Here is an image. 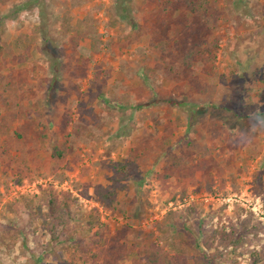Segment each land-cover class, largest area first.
I'll return each instance as SVG.
<instances>
[{
  "label": "rangeland",
  "instance_id": "374dc122",
  "mask_svg": "<svg viewBox=\"0 0 264 264\" xmlns=\"http://www.w3.org/2000/svg\"><path fill=\"white\" fill-rule=\"evenodd\" d=\"M209 1L215 59L182 68L171 55L181 10L170 15L153 0H0V264H69L75 244L76 264H147L151 253L171 264H254L253 251L264 264V0L239 10ZM153 96L159 102L135 109ZM54 146L64 158L51 159ZM108 188L119 206L101 201ZM42 190L77 199L70 241L32 233L27 214L10 211ZM173 208L183 230L165 218ZM89 211L106 227L103 248L81 230ZM231 229L246 243L211 237Z\"/></svg>",
  "mask_w": 264,
  "mask_h": 264
},
{
  "label": "trees",
  "instance_id": "16d2710c",
  "mask_svg": "<svg viewBox=\"0 0 264 264\" xmlns=\"http://www.w3.org/2000/svg\"><path fill=\"white\" fill-rule=\"evenodd\" d=\"M153 3L158 7L162 8L163 11L172 15L176 10H181L183 13L187 14V18L184 22V26L173 38L171 55L180 63V67H192L193 63L200 61L201 63L210 64L211 61L215 59L216 51L219 48V41L209 44L207 42V37L210 34L211 26L210 22H216V16L210 12V1L209 0H153ZM234 6L236 9H241L242 0H233ZM122 11H126L121 7ZM3 28H0V54L2 52L1 45V34ZM46 43V42H45ZM50 54L51 50L48 47L45 48ZM53 67H55L53 65ZM55 70V69H54ZM55 79V78H54ZM159 102L153 96L152 101L138 103L135 106V109L141 110L143 108L151 107L155 103ZM48 103V102H47ZM167 103H173L172 101H167ZM179 107H187V104L184 102L176 103ZM189 112L191 118L197 116L202 111ZM223 111L228 112L229 110L225 107L222 108ZM197 113V114H196ZM51 159H62L65 157V149L63 147L54 146L50 151ZM118 167V168H117ZM125 166L122 164H114L116 171L122 172ZM115 182V180H113ZM101 194V201L111 207L119 206L116 203L115 196L116 191L114 189H103ZM121 206V204H120ZM19 207L21 213H26L30 218L28 222V228L32 233H35L37 229H40L44 232H47L50 236L51 242L58 241L62 238L63 241L67 242L73 238L76 230H69V223L75 220L78 215H81V208L77 204V199L72 197L68 193L54 194L49 190H42L36 196L21 195L16 201L15 206L12 205L10 209L11 212H16V208ZM174 217L177 221L176 224H173L174 230H179L182 228L183 224L181 222L184 219L182 212L177 211L175 208L169 211L166 215V219ZM251 220L247 219L242 225L243 229L249 228L246 226ZM82 231L89 233L92 238L93 246H101L103 248V234L106 231V227L98 223L97 218L93 216L91 211L88 212L87 219L81 226ZM251 230H255V226H251ZM180 234V233H179ZM181 235V234H180ZM219 236V244L226 245L229 244L235 249L241 243H246V239L243 238L240 234L235 233L234 229H231L229 233L220 231H212L211 237ZM208 238V237H207ZM204 246L210 247V244L204 243ZM74 253V260L69 264H76V260H79V247L77 244L70 245ZM169 249L175 253L176 259H183L186 255L184 250L179 247V244L173 243L169 245ZM235 250H232L231 253H234ZM114 252L117 254L118 258H121L122 251L121 247L114 249ZM94 257V256H93ZM251 258L254 264L258 263L261 259V256L255 251L251 252ZM147 264H171V262L166 258V256H161L156 253H151L147 259Z\"/></svg>",
  "mask_w": 264,
  "mask_h": 264
},
{
  "label": "built area",
  "instance_id": "2783aa9c",
  "mask_svg": "<svg viewBox=\"0 0 264 264\" xmlns=\"http://www.w3.org/2000/svg\"><path fill=\"white\" fill-rule=\"evenodd\" d=\"M201 199L205 203L209 201V202H217V203H222V204H230L233 201L232 198L230 197L221 199L220 196H217V195H214V196L205 195V196H202Z\"/></svg>",
  "mask_w": 264,
  "mask_h": 264
}]
</instances>
